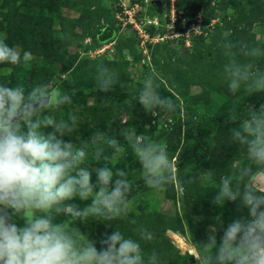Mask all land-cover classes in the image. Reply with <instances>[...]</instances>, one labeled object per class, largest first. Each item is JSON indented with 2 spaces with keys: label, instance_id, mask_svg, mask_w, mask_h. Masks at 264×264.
Segmentation results:
<instances>
[{
  "label": "rangeland",
  "instance_id": "374dc122",
  "mask_svg": "<svg viewBox=\"0 0 264 264\" xmlns=\"http://www.w3.org/2000/svg\"><path fill=\"white\" fill-rule=\"evenodd\" d=\"M42 1L38 5L42 7L43 15L48 17V21L37 16L33 19L35 22L31 27L37 31L38 26H41L42 31L47 30L44 33L48 37L53 35L64 39L68 57L74 59L71 70L62 73L61 63L51 64L42 55L30 51L31 42L25 40L26 32H31L26 17L30 9L36 6L35 0H0V38H4L9 45L18 43L13 47L32 54V60L27 65L0 64V84L23 85L26 91L40 83L59 88L65 84V79L77 78L81 81V68H84L87 74L82 82L96 80V65L99 63L113 69L118 76L110 91L83 95L82 98L80 95L69 94L72 103L62 108L57 115L72 112L78 116L79 122L76 130L65 139H71L77 147L86 148L85 166L95 168L107 163L115 168H123L128 172L131 184L142 180L141 168L132 149L127 145L124 134L134 131L137 135L165 143L169 156L177 163V181L164 189H151L144 183L136 187L134 195L129 198L127 215L106 221L103 228L104 233L118 229L126 236L135 237L134 230L142 225L154 233L152 241L141 242L145 251L157 250L161 264H188L184 253L190 248H195L198 241L207 238L210 224H217L219 227L217 220H220L226 225L240 214L238 202H226L223 208L212 204L221 178L232 174L230 162L248 163L242 148L231 140L228 131L230 125L216 128L212 135H203V144L209 149L207 162L187 158L180 162L177 160L202 150L192 125L197 116L192 109L184 106V94L195 99L201 112L206 114H210L206 108L217 100H220L222 105L238 101L249 103L250 95L247 93L241 91L233 96L229 92L224 75V65L228 61L225 59L228 57L219 48L222 47L223 36L232 33L233 29L225 30L220 38L215 28V24L224 22L225 17L235 20L238 17L236 9L242 8L244 2L240 4L235 1L233 7L226 9V0H208L214 10V17L209 23H204L202 13L197 10L204 0H191L187 8L184 7L188 0H181L180 4L178 0ZM30 2L32 4H29ZM22 3L25 4L20 8ZM136 4L138 7L135 21L139 23L141 32L131 23ZM246 8L248 10L250 6ZM102 13L109 16L114 30L108 33L110 40L97 43L94 40L96 28L107 25L104 17H100ZM49 18L52 20V32L47 29V26L50 27ZM62 19L66 20L63 26L67 28L65 32L61 24ZM155 19L158 23L150 24V21ZM237 27L239 28V25ZM150 28L156 32L154 37L146 34L150 33ZM206 28H209V33H206L203 42L205 46L195 47L193 34H202L206 32ZM247 33L253 34L256 43L264 46V21L255 19ZM121 39L125 42H120ZM127 44L131 47H127ZM194 54L200 57L195 59ZM94 60L99 63H94ZM87 61L92 62L88 64ZM194 63L199 66L197 74L211 83L210 89H204L202 78L191 76V66ZM254 63L264 69L262 57ZM214 64L218 66L215 72L217 78H214L211 71V65ZM42 66L44 68L40 75L36 71H41L39 69ZM27 67L28 70L25 71ZM149 74H154L162 96L172 97L174 100L178 95L181 97L180 101L176 102L175 112L165 113L159 109L146 112L138 103L136 94L142 87L143 79ZM129 90L135 92L130 93ZM109 105L114 108L110 114L106 110ZM89 110L94 112L93 115ZM213 113L219 114L215 110ZM97 131L116 139L123 150L116 151L107 144L94 143L91 137ZM98 147L103 148L107 160L96 162L94 154ZM89 154L92 155L90 158ZM181 187L184 189L183 193L179 190ZM75 202L81 206L87 203L78 199ZM77 226L89 239L97 241L96 246L100 247L99 239L95 237L93 220L77 222Z\"/></svg>",
  "mask_w": 264,
  "mask_h": 264
},
{
  "label": "clouds",
  "instance_id": "9594fccd",
  "mask_svg": "<svg viewBox=\"0 0 264 264\" xmlns=\"http://www.w3.org/2000/svg\"><path fill=\"white\" fill-rule=\"evenodd\" d=\"M221 46L229 58L223 69L229 92L264 93V69L254 63L264 57V46L239 45L244 61L235 58L237 45L226 41ZM31 60L30 52L0 38V64L27 65ZM117 76L103 63L96 65L100 91H110ZM159 87L154 74L147 75L136 100L146 112H175L176 101L162 96ZM71 103L68 92L48 83L27 91L23 85L0 84V264H161L157 250L142 246L154 239L142 225L134 230L135 237L118 229L105 232L99 248L77 226L127 215L132 184L123 168L85 166L86 148L65 139L76 130L78 116L57 115ZM229 115L231 140L248 163L230 162L232 174L221 178L212 204L223 208L226 202H238L240 214L226 225L220 220L219 227L210 224L207 238L184 253L188 264H264V103L243 112L232 105ZM91 139L123 150L104 132ZM124 139L148 188L164 189L177 181V163L165 143L134 131ZM94 159L107 160L103 148L96 149ZM77 199L87 203L81 206Z\"/></svg>",
  "mask_w": 264,
  "mask_h": 264
},
{
  "label": "trees",
  "instance_id": "16d2710c",
  "mask_svg": "<svg viewBox=\"0 0 264 264\" xmlns=\"http://www.w3.org/2000/svg\"><path fill=\"white\" fill-rule=\"evenodd\" d=\"M36 1V6L32 7L29 11V15L26 17V22L29 25V29H30V34L26 32V38L25 40L29 43L31 42L30 47V51L36 55H42L43 58L46 61H49L51 64H56V63H61L62 65V69L60 70V72L62 73H66L68 71L71 70L72 65H73V58L68 57V50L65 44V41L62 37H53V35L51 36H47L44 32L46 31H42L41 30V26H38V30L34 31L33 26L34 25V20L35 18H37V16L40 18L42 17L43 20L48 21V17H45L43 15V10L42 7L40 5H38L39 2H43L42 0H35ZM179 4L181 2V0H178ZM211 1V0H210ZM210 1H205L200 4L198 6V11H200L203 15V18L205 19L204 23H209L210 20L214 17V10H212L211 6H210ZM235 1H237L240 4H243V7L241 8H237L236 10L238 11V17L235 18V20H230L227 19L226 17L223 18L224 22L220 23L217 22L215 24V28H216V32L217 34L220 36L223 35V32L225 30H232V33H230L229 35H224L222 43L226 42V41H230L233 44L237 45L236 48L233 49V52L236 54V56H238V60L244 61L247 58L240 55L239 53V45L241 44H257L256 40H255V36L252 34L247 33V29L251 26V23H253L255 21V19H257L258 21H264V0H226V4H225V8L227 9L228 7H233L235 5ZM193 2V0H192ZM26 3V1H25ZM22 6L23 7V4ZM191 3V0H188L187 5L184 8L189 7ZM29 4H32V2H30ZM247 6H250V8H248V10H246ZM248 11V12H247ZM101 18L104 17V21L107 23V25H103V26H99L98 28H96V32L94 34V40L97 43L103 42V41H108L110 40V36H108L109 32H113V28H112V24L110 23L109 20V16L105 13H102ZM236 23H235V22ZM49 23H50V27L47 26V29L49 30V32H52L51 30V23L52 20L51 18H49ZM66 20L62 19L61 20V24H62V28L64 29V32L66 31L67 28L63 27L65 26ZM203 23V24H204ZM237 25H239V28L237 27ZM105 28V29H104ZM104 29V31H103ZM206 32H203L202 34H198V33H194L192 36L193 39V43L194 46L197 48H201L202 45L204 44L203 42L206 39V33H209V28H206L205 30ZM156 33V32H155ZM151 28H150V37H154L155 34ZM216 34V35H217ZM120 42H125L124 39H121ZM185 40H182V43L184 44ZM18 43H13L10 44V46H14ZM165 45V44H163ZM131 47V45L127 44V47ZM205 46V45H203ZM118 47V46H117ZM162 47V46H161ZM194 47V48H195ZM196 48V49H197ZM220 51H224V49L221 47L219 48ZM195 59H197V57H200L198 54H194L193 55ZM42 58V59H43ZM229 58L225 59L228 60ZM262 59H264V57H262ZM96 62L94 63H99L97 60H94ZM88 62H92V61H87ZM89 64V63H88ZM87 64V66H88ZM198 65L196 63L192 64L191 66V72L193 75H191L192 77H198L199 79L202 78V82H203V86L204 89H210L211 88V83L208 82L205 77L201 76L199 73L197 74V69H198ZM217 67L216 64L211 65V71L213 73V75L215 76L214 78H217L218 75L217 73L215 74V72H217ZM41 71H36L39 72V74L41 75L40 72H43V68L44 66L40 67ZM23 69V67H22ZM21 69V70H22ZM25 71L28 70V67L26 69H24ZM56 72V70H55ZM47 73H49V69L47 68ZM27 72L25 73V77H27ZM87 74L86 71L84 70V68H81V72L79 74V78L81 81H79L77 78L74 79H65V84L61 85L59 87V89L68 92L70 95H80V97L82 98L83 95H87V94H98L99 92H101L99 90V88L97 87V80H91L90 79L87 82H82L86 79ZM26 82H27V78H26ZM130 93L135 92L132 90H129ZM128 91V92H129ZM180 96L178 95L177 97H175V101L179 102L180 101ZM183 103L184 106H186L187 108L189 107V109H192L195 112V115L197 116V120L196 122L194 121L193 128H194V133L196 134V139L201 147V151L199 153H193L190 154L184 158H178L177 161H183L185 158H187L188 160H194V161H208L209 159V149L203 144V135H212L216 128L220 127V126H225V125H230L232 126V121L230 119V115H229V107L232 105H235L236 109L239 112H243L247 107L249 106H256L258 104L264 103V93H257V94H253L252 96H250L249 99V103L248 104H243V102H235V103H227L226 105H222V102L220 100H217V102L212 103L211 105H209L207 109H209V113L206 114V112H201L200 108L198 107V105L196 104V100L193 99L192 97L188 96V95H183ZM93 109V108H92ZM113 107L112 106H107L106 110L110 113H112L113 111ZM213 110L219 112V114H214ZM92 115H93V111L89 110ZM93 117V116H92ZM94 118V117H93ZM92 118V119H93ZM96 118V117H95ZM94 118V119H95ZM92 155L89 154L88 158H90ZM143 180L138 181V182H133L132 183V192L129 195V198L134 195L135 193V189L136 187H139L143 184ZM234 218V217H233ZM106 221H100V220H93L94 223V228H95V237L98 238L99 240L103 237V233H104V228L103 225ZM193 249V248H190Z\"/></svg>",
  "mask_w": 264,
  "mask_h": 264
},
{
  "label": "built area",
  "instance_id": "2783aa9c",
  "mask_svg": "<svg viewBox=\"0 0 264 264\" xmlns=\"http://www.w3.org/2000/svg\"><path fill=\"white\" fill-rule=\"evenodd\" d=\"M136 7H138V4H136L135 5V10H134V15H131V19H133L132 21H131V23H134L135 24V29L137 28V29H139V31L141 32V29L139 28V23L137 22V21H135V17H136V15H137V8ZM199 21H201V19L199 20ZM151 23L150 24H157L158 23V21L155 19V20H152V21H150ZM195 24H193V26H194ZM200 25V24H199ZM146 34H149V32L148 33H146ZM143 36V35H142ZM149 36H150V34H149ZM149 36H148V38H149Z\"/></svg>",
  "mask_w": 264,
  "mask_h": 264
}]
</instances>
